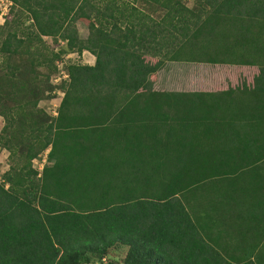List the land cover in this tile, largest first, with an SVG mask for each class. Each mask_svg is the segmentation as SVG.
Here are the masks:
<instances>
[{
    "label": "trees",
    "instance_id": "16d2710c",
    "mask_svg": "<svg viewBox=\"0 0 264 264\" xmlns=\"http://www.w3.org/2000/svg\"><path fill=\"white\" fill-rule=\"evenodd\" d=\"M10 1L0 35L15 8L29 27L0 45V264H264V247L222 257L198 229L264 240V0ZM44 37L66 44L10 61ZM84 51L94 65L66 66L49 115L53 62ZM169 62L258 73L251 87L155 91Z\"/></svg>",
    "mask_w": 264,
    "mask_h": 264
},
{
    "label": "rangeland",
    "instance_id": "374dc122",
    "mask_svg": "<svg viewBox=\"0 0 264 264\" xmlns=\"http://www.w3.org/2000/svg\"><path fill=\"white\" fill-rule=\"evenodd\" d=\"M186 4L190 6V1L185 0ZM19 9L15 8L13 14V20L16 19L19 15ZM11 24L9 27H4L3 33L0 35V45L6 36L8 31L16 33L18 37H23V33L27 31V27H29V22L25 25V22L20 24L17 20ZM2 26V25H1ZM0 26V27H1ZM77 32L81 35L82 39L87 37V25L84 23H76ZM66 42H63L65 45ZM36 47V48H35ZM37 49V50H36ZM61 47L55 45L54 43H50L49 41H45V46L42 48L40 46H34V42L32 43L31 49H29L30 53L27 55L19 54V56L12 57L10 61H13L15 64H19V68H25L26 62L28 58H34V51L42 55L43 57H51L52 53H57ZM20 51H24V47H20ZM38 56V55H37ZM63 56V57H62ZM60 57L64 58V61L67 62L68 65L73 63H79L82 59H78V55L76 53H67L61 54ZM89 58V56H87ZM147 61L154 63L155 60L150 58H146ZM20 61V62H19ZM58 60L53 62V66H58ZM81 63V62H80ZM13 64V63H12ZM27 67V66H26ZM47 65L45 67L38 68V72L41 75H47L48 70ZM5 68L2 67V60L0 58V74H3ZM34 71V66H33ZM258 70L256 68L250 67H239V66H226V65H209V64H199V63H168L165 67H163L157 74L152 76L151 80L153 82V89L155 91H167V92H219L226 90L228 88H236L241 87L243 84L246 86L253 85V78L257 75ZM48 84L51 87V82L48 81ZM47 95L49 94L46 93ZM51 93V98L48 102L47 106H44L46 112L52 116V111H56L59 100L61 97L57 94ZM42 102V101H41ZM53 111V112H54ZM8 153L0 148V176L6 170H8V161H7ZM44 157V156H43ZM42 157V158H43ZM41 158V159H42ZM35 167L40 171L42 167V161H33ZM117 258L118 260L120 259Z\"/></svg>",
    "mask_w": 264,
    "mask_h": 264
},
{
    "label": "crops",
    "instance_id": "0c3cea01",
    "mask_svg": "<svg viewBox=\"0 0 264 264\" xmlns=\"http://www.w3.org/2000/svg\"><path fill=\"white\" fill-rule=\"evenodd\" d=\"M15 7H18V5L15 4ZM79 23H81V22L79 21ZM79 37H80V39H82L81 35H79ZM84 39H86V37ZM87 56H89V58ZM0 58H1L2 61L5 60L3 55H1ZM80 58H82V59L79 61L78 64L87 65V66H93L94 65L95 58L91 54H89L88 52H85V51L82 52L78 56V59H80ZM170 63H175V62H170ZM39 68H41V67H39ZM37 69H38V67H36V72H38ZM49 95H51V94H49ZM49 101L50 100H48V99H44V100H42V102L40 101L38 103V107L46 112V109H44V106H47ZM8 104L10 106L12 105L11 102H9ZM4 125H5L4 116L2 114H0V132L3 129ZM203 227H205V228H203ZM203 227H199L198 228L202 239L207 243L208 246H211L222 257L232 256V255L236 256V254H238V253H240L242 251H245L243 249H246V251H251V249L253 247H255V246H257L258 249L264 247V240H262L260 238V236H259V238H260L259 240L256 239V240L252 241L253 239L252 240L251 239H249V240L247 239L244 243L241 242L240 244H236V245L232 244L231 242L226 244L227 242L223 241V240L221 242H219V243H215V242H212V240L213 241L216 240L217 239L216 236L218 235L219 231L224 230V229H220L221 228L220 226H213V225L211 226L210 224L209 225H203ZM201 228H203V230H201ZM261 232H262V229L260 230L259 233H261ZM227 239L229 240V237H227ZM226 252L228 254H226ZM228 258H231V257H228Z\"/></svg>",
    "mask_w": 264,
    "mask_h": 264
},
{
    "label": "built area",
    "instance_id": "2783aa9c",
    "mask_svg": "<svg viewBox=\"0 0 264 264\" xmlns=\"http://www.w3.org/2000/svg\"><path fill=\"white\" fill-rule=\"evenodd\" d=\"M13 7V3L10 0H0V26L6 22V20L9 19L10 11ZM45 41H49L52 43V40L50 38H44ZM57 45L59 47H63V41L58 40ZM63 57V56H62ZM60 57L58 59V66L55 69V72L50 76L49 81L51 82V86L53 87V94L59 95L61 98L63 97V92L61 89V86L63 84H66L69 81V74L67 72L66 66L68 65L66 61H64V58ZM61 100V99H60ZM59 100V102H60ZM59 105V104H58ZM58 108V107H57ZM54 111V110H53ZM52 116H57V110L53 112ZM45 157H43L41 160L42 164H45ZM42 165V167H43ZM35 166V165H34ZM41 167V169H42ZM40 169V171H41Z\"/></svg>",
    "mask_w": 264,
    "mask_h": 264
},
{
    "label": "clouds",
    "instance_id": "9594fccd",
    "mask_svg": "<svg viewBox=\"0 0 264 264\" xmlns=\"http://www.w3.org/2000/svg\"><path fill=\"white\" fill-rule=\"evenodd\" d=\"M44 38H48V37H44ZM44 38H43V40H44ZM51 39V38H50ZM52 40V39H51ZM45 41V40H44ZM55 45H57V43L55 44ZM65 46V45H64ZM76 55H78V54H76ZM79 56V55H78ZM68 72V71H67ZM69 74V73H68ZM49 79H50V77H49ZM52 87V86H51ZM52 89H53V87H52ZM51 93H53V90H52V92ZM53 95V94H52ZM55 95V94H54ZM62 99V98H61ZM61 101V100H60ZM60 103V102H59ZM59 106V105H58ZM58 109V108H57ZM49 114V113H48ZM38 170V169H37Z\"/></svg>",
    "mask_w": 264,
    "mask_h": 264
}]
</instances>
